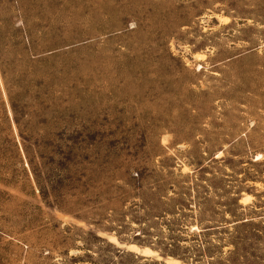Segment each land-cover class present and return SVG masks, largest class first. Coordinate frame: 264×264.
Segmentation results:
<instances>
[{"label":"rangeland","instance_id":"1","mask_svg":"<svg viewBox=\"0 0 264 264\" xmlns=\"http://www.w3.org/2000/svg\"><path fill=\"white\" fill-rule=\"evenodd\" d=\"M0 264H264V0H0Z\"/></svg>","mask_w":264,"mask_h":264}]
</instances>
